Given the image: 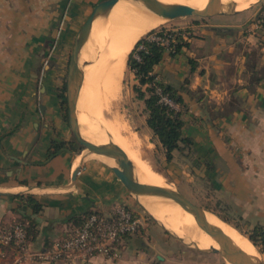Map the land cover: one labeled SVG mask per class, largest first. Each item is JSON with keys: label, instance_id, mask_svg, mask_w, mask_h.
I'll return each instance as SVG.
<instances>
[{"label": "crops", "instance_id": "obj_1", "mask_svg": "<svg viewBox=\"0 0 264 264\" xmlns=\"http://www.w3.org/2000/svg\"><path fill=\"white\" fill-rule=\"evenodd\" d=\"M99 1L0 0V191L28 194L32 188L30 192L43 203V210L33 216L38 229L30 242L33 249L46 248L65 236L74 218L86 211L110 213L119 203L135 208L132 194L105 161L86 159L73 182L81 158L78 151L65 148L47 159L53 140L72 141L63 100V56L84 24L79 26L81 20ZM252 19L235 25L196 23L189 45L176 55L166 49L154 69L164 83L183 86L185 134L194 139L193 151L199 157H212L207 162L211 171L226 174L225 187L239 211L238 217L217 215L247 236L257 227L264 233V81L250 87L248 62L250 52L257 50V66L264 64V37L258 35L263 30ZM198 28L202 35L192 32ZM55 45L60 48V67L45 63ZM190 58L197 63L194 70ZM175 107L182 109L179 104ZM11 196L0 195V225L20 217L16 210L22 202ZM22 210L33 215L27 206ZM155 230L159 242L145 244L142 230L124 239L122 260L98 256L90 264H219L185 249H181L185 260L180 261L174 239L169 240L163 229L166 235ZM257 242L264 246V239Z\"/></svg>", "mask_w": 264, "mask_h": 264}, {"label": "bare ground", "instance_id": "obj_2", "mask_svg": "<svg viewBox=\"0 0 264 264\" xmlns=\"http://www.w3.org/2000/svg\"><path fill=\"white\" fill-rule=\"evenodd\" d=\"M171 6L187 4L204 9L209 0H146ZM220 9L226 13H239L259 0H219ZM166 20L151 12L141 3L121 1L108 13L99 16L93 25L89 42L81 55L80 79L83 83L78 109L83 122V135L97 144H106L112 137L134 162L135 171L120 172V177L130 187L147 210L170 230L195 242L200 248L219 247L218 242L232 239L242 250L259 261L260 252L253 242L216 213L194 210L177 198L180 191L160 173L154 171L140 156L134 136L125 135L128 123L117 111L116 99L121 95L127 59L136 42L146 33L162 25ZM90 61L88 65L82 63ZM84 114V115H83ZM85 121H84V118ZM102 132V133H100ZM107 135H106V134ZM87 135V136H86ZM99 155V154H98ZM110 165L115 159L99 155ZM168 186L177 196L171 198L143 196L142 184ZM226 259V258H225ZM263 259V258H262ZM228 264H241L226 259Z\"/></svg>", "mask_w": 264, "mask_h": 264}, {"label": "rangeland", "instance_id": "obj_3", "mask_svg": "<svg viewBox=\"0 0 264 264\" xmlns=\"http://www.w3.org/2000/svg\"><path fill=\"white\" fill-rule=\"evenodd\" d=\"M261 11L264 12V0L254 2L246 10L240 12L241 14L239 15L234 14V16L233 14H227V16L219 15L209 18H201L197 16L181 17L174 20H166L162 25L155 29H152L151 31L167 29L173 31L175 36H177V34L183 33L182 36L186 40H192L193 37L189 38L191 36V28L193 29V27L197 26V24L199 23L200 25L213 23H229L234 25L242 24L246 23L247 21H251V19L254 17H257V15H259ZM85 20L86 18L81 20L79 26H81L85 22ZM259 29H262L263 33L259 32L258 35L264 37V29L262 27H259ZM192 32H194L195 35H202V33L199 32V28L196 30H192ZM262 40L264 42L263 38ZM73 45L74 43L71 42L68 47V50L66 51V54L63 56L64 62L62 65V71L65 72V79L67 77L69 59L73 49ZM59 51V46H53L48 55L49 59L46 60L45 63L51 62L55 66L57 65V67H60L61 65L57 63L61 54L59 53ZM53 58L56 59V61ZM133 84L134 82L132 72L126 66L122 83L121 95L118 97V99H116L115 107L128 123L125 135H128V137L129 135L130 137L134 136L136 138V141L138 142L136 148L139 149L138 152L143 158V160L147 163L148 166H152L156 170L161 171L167 177V180L172 182L182 193H184L195 204L203 207L207 211L216 214L219 213L223 215V213H227L238 217V207L231 203L229 189L225 187V181L223 180L226 174H224L223 172L217 173V171H211L210 169H206V163L210 162V159H212V157H210L209 155L199 157L198 153L193 151L189 154H183L184 156H182L181 154H177L175 159L171 162H168L166 160V156L164 157L163 153L161 152V148L153 139L151 129L146 124V112L144 104L142 101L137 100L135 98V94L132 90ZM64 94L66 95V90ZM71 140L75 142L76 151H79L82 147L76 141L74 136L71 137ZM84 153H86V151L83 152V155ZM88 158L100 159L104 161L102 158L95 154H90ZM132 199L133 204L135 205L134 207L146 219L144 226L145 229H142L144 232L143 235L146 236V238L143 239L144 243L153 244V239L159 242L160 236L158 235L155 229H157V231L160 232V234L162 235H166L165 232L144 212V210L136 202L134 196ZM226 200L229 201L230 204L224 203V201ZM166 237H168L169 240L171 238L174 239L172 241L177 244V247H174L176 248L175 255L180 261L185 260L181 252V249H185L186 251H189L190 254H194L198 257L210 258L212 260L218 261L219 264H228L225 258L218 253H205L199 251L194 247H190L184 244L183 242L172 237L168 233ZM256 246L260 252V259L264 261V246ZM154 259L155 261L157 260L156 257H154Z\"/></svg>", "mask_w": 264, "mask_h": 264}, {"label": "trees", "instance_id": "obj_4", "mask_svg": "<svg viewBox=\"0 0 264 264\" xmlns=\"http://www.w3.org/2000/svg\"><path fill=\"white\" fill-rule=\"evenodd\" d=\"M252 20L256 21L264 29L263 11ZM153 33L161 36H165L166 34L174 35L173 31L167 29L149 31L147 34L143 35L136 42L134 48L129 54L127 67L134 74L136 82L133 84L132 90L135 94V98L142 101L144 104L146 124L152 131L153 139L157 142L158 146L164 150L166 160L171 162L175 158L174 152L176 151L181 154L192 153L195 141L191 136L185 134L186 119L184 113L187 110V106L180 93L183 86L177 88L171 84L164 83L161 79L158 80V75L154 73L155 66L162 61L164 52L166 49H169V47H167L162 40L151 39L150 36ZM177 38L178 41L174 44L173 49H169L173 55L178 54L182 47L189 45V42L184 39L181 34H177ZM258 54L259 52L257 50H253L250 52V58L248 59V62L252 65L251 88H254L259 82L264 81V64L259 67L257 66L256 60ZM189 62L191 63V69L194 70L197 65L196 61L190 58ZM158 87L162 89V93L165 96L173 100L175 104H179L182 109L178 110L175 106L161 101V95L157 92ZM63 100L66 104L65 118L67 120L68 116L65 94H63ZM65 148L76 150L75 142L53 140L47 153V159L54 157ZM206 166L208 169L211 168L209 163H206ZM11 197H15L22 202V205L16 210V212L20 213V217L2 223L0 225V232H3L9 225L22 223L27 233V242L30 243L36 239L38 233L37 223L33 216L39 214L43 210V203L32 193L12 195ZM23 206L31 208L33 215H28L22 212ZM98 212V210H89L83 215L75 217L73 226L70 228L71 230L61 239L72 237L81 228L87 218ZM140 231H142V228ZM140 231L136 234H139ZM133 235H127L125 239H128ZM257 235H260L261 238L264 239V233H262L260 227L255 228L250 236L251 240L256 245H258L257 240L260 237ZM53 243H51V245ZM51 245L46 248L51 247ZM0 246L8 250L10 254L14 253L16 250L14 241L0 244Z\"/></svg>", "mask_w": 264, "mask_h": 264}, {"label": "water", "instance_id": "obj_5", "mask_svg": "<svg viewBox=\"0 0 264 264\" xmlns=\"http://www.w3.org/2000/svg\"><path fill=\"white\" fill-rule=\"evenodd\" d=\"M121 1H129L135 3L143 4L147 9L151 12L155 13L159 17L165 20H174L181 17H188V16H197L201 18H209L219 15H227L232 13H226L220 9V1L219 0H209L208 5L204 9H197L187 4H179V5H171L167 6L161 4L159 2H146V0H100L94 7L91 14L88 16L80 30L78 31L75 40L73 49L69 59V66H68V73L66 78V103H67V116L69 126L73 133L74 138L82 147L79 151V155H84L80 158L76 167L73 171V182L77 179V174L81 169L84 161L89 157L90 154H95L97 156L104 155L110 158L115 159L116 165H109L112 167L113 171L117 175V177L123 182L125 187L131 192L130 187L125 183L123 179L120 177V172L125 170H132L135 171L134 162L130 159L126 151L115 141H113L112 137L110 136V141L106 144H97L85 138L83 135V122L80 118V111L78 109V102L80 98V92L83 83L80 79V72H81V55L83 48L89 42L91 38V34L93 31V25L96 19L110 12L117 3ZM260 1V0H259ZM147 34V33H146ZM131 53V52H130ZM129 57V56H128ZM128 61V59H127ZM90 61H85L82 63L83 66L88 65ZM99 154V155H98ZM106 162V161H105ZM107 163V162H106ZM152 167V166H151ZM152 169L160 174H162L166 179L167 177L159 170H156L152 167ZM167 182L170 184L169 180ZM32 189V188H31ZM31 189L29 193H31ZM18 195V194H26L24 192H2L0 191V195ZM33 194V193H32ZM143 196H157V197H164V198H171L177 196L168 186H161V185H153L148 183L142 184V193ZM133 196V195H132ZM177 198L180 202L185 203L187 206H190L194 210H203L206 211L203 207L195 204L192 202L184 193L178 191ZM136 202L140 205V207L144 210V212L155 222L157 223L166 233L171 235L172 237L178 239L179 241L183 242L184 244L194 247L199 251L205 253H218L222 255L226 259H232L240 262L241 264H264V261H259L257 257L248 254L244 250H242L232 239H225L224 242H218L219 247H210L207 249L200 248L197 243L189 242L185 238L179 236L172 230H170L164 223H162L159 219H157L153 214H151L147 208L141 203L138 197H134ZM222 219V218H221ZM225 221L224 219H222ZM227 222V221H225ZM228 223V222H227ZM230 224V223H229ZM234 227V226H233ZM236 228V227H235ZM237 229V228H236ZM239 230V229H238ZM240 231V230H239ZM241 232V231H240ZM243 233V232H242ZM244 234V233H243ZM246 235V234H245ZM247 236V235H246ZM250 240V236H247ZM252 241V240H251ZM253 242V241H252ZM256 246V244L253 242ZM257 247V246H256ZM259 251V250H258ZM225 259V260H226ZM90 264V263H89Z\"/></svg>", "mask_w": 264, "mask_h": 264}, {"label": "built area", "instance_id": "obj_6", "mask_svg": "<svg viewBox=\"0 0 264 264\" xmlns=\"http://www.w3.org/2000/svg\"><path fill=\"white\" fill-rule=\"evenodd\" d=\"M183 35V33H180ZM183 37V36H182ZM151 39L162 40L169 49H173L178 41L175 35L150 36ZM185 39V38H184ZM160 80V77H157ZM161 101L175 106L173 100L162 93ZM146 219L136 209L126 203L117 204L110 213L99 211L92 214L81 228L69 238H59L49 248L33 249L27 242V233L22 223L7 226L0 232V244L14 241L16 250L10 252L0 246V264H30L32 262H55L58 260L91 263L102 256L112 261L123 258L122 243L127 235H133L145 226Z\"/></svg>", "mask_w": 264, "mask_h": 264}]
</instances>
